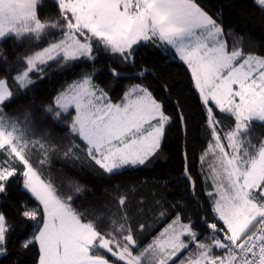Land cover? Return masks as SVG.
Returning <instances> with one entry per match:
<instances>
[{
    "label": "snow or ice",
    "instance_id": "snow-or-ice-1",
    "mask_svg": "<svg viewBox=\"0 0 264 264\" xmlns=\"http://www.w3.org/2000/svg\"><path fill=\"white\" fill-rule=\"evenodd\" d=\"M257 2L264 6V0ZM54 3L58 18L43 20L38 14L41 0H0V40H38L49 29L61 32L60 39L23 58L26 69L13 78L16 85L27 87L32 83L29 74L43 71L40 65L50 61L68 64L93 59L94 42L97 51L102 47L125 60L141 42L174 50L191 69L206 106L212 141L201 159L211 154L214 160L208 178L216 191L209 195L222 226L209 224L211 242H200L191 226L176 217L136 252L138 244L125 209L128 194H120V212L110 219L111 231L101 232L95 222L86 221L72 208V196L59 195L51 181L42 180L32 166L29 152L40 151L43 165L51 146L43 137L29 139L36 114L25 112L23 120L2 114V106L13 93L7 81L0 79V155L5 157L0 160V193L18 174V163L23 166L19 174L24 177V188L42 206V212L22 211L23 217L37 221L40 227L21 246L38 243L39 264H170L190 243L196 244L197 251L181 264H264V139L256 144L249 135L253 122H264V57L245 55L238 41L230 47L223 28L195 0ZM112 72L119 75L115 69ZM214 108L234 118L228 131L218 128ZM43 112L56 121L70 117L69 133L84 143L86 155L107 173L144 164L159 149L169 121L146 87L133 85L121 103L114 104L89 75L61 91ZM64 155L74 156L75 151L70 147ZM139 227L142 232L145 225ZM7 232L6 218L0 214V252ZM182 237L190 239L186 242ZM215 249L223 250L224 255H214ZM108 254L115 259L110 260Z\"/></svg>",
    "mask_w": 264,
    "mask_h": 264
},
{
    "label": "trees",
    "instance_id": "trees-1",
    "mask_svg": "<svg viewBox=\"0 0 264 264\" xmlns=\"http://www.w3.org/2000/svg\"><path fill=\"white\" fill-rule=\"evenodd\" d=\"M195 2L223 28V37L230 47L238 41L245 55L264 57V6L257 0ZM38 14L43 20H56L59 11L54 0H41ZM60 38L59 29H49L38 40L6 38L0 41V79L8 81L13 93L2 106V114L20 120L25 112L36 114L35 135L29 132V139L43 137L51 146L43 165L40 151L29 152L30 162L40 178L51 181L62 197L72 196V208L86 221L95 222L101 232L111 231L110 219L115 218L113 213L120 212L118 197L128 194L125 209L138 244L136 252L146 247L176 217L182 223H189L198 239L210 237L209 224L222 226L213 212V197L209 195L213 185L207 179L201 159L212 141V132L206 106L188 66L174 50L162 44L141 42L133 46L132 56L125 60L102 47L97 51L94 42L93 59L82 58L68 64L50 61L41 66L43 71L29 74L31 84L18 87L13 78L26 69L23 58ZM112 69L119 75H113ZM84 75L91 76L92 83L114 104L121 103L125 92L136 84L146 87L161 104L169 123L160 148L144 164L107 173L86 155L84 143L69 133L70 117L56 121L44 114L43 109L52 105L61 91ZM214 114L222 132L233 126L234 118L230 114L218 108H214ZM249 135L256 144L264 139V122H253ZM70 147L75 155L65 156ZM3 159L5 157L0 155V160ZM15 166L18 174L9 179L5 191L0 193V214L5 216L8 226L0 264H39L38 243L28 248H23L21 243L33 235L40 224L23 217L22 211L39 209L42 212V206L24 189V177L19 174L23 166L18 163ZM76 187L81 189L79 193ZM141 224L145 225L142 232ZM108 258L115 259L110 254ZM180 260L181 257L170 264Z\"/></svg>",
    "mask_w": 264,
    "mask_h": 264
},
{
    "label": "rangeland",
    "instance_id": "rangeland-1",
    "mask_svg": "<svg viewBox=\"0 0 264 264\" xmlns=\"http://www.w3.org/2000/svg\"><path fill=\"white\" fill-rule=\"evenodd\" d=\"M1 41V40H0ZM42 65H40V67H41ZM189 68V67H188ZM190 70V69H189ZM35 71V70H34ZM190 72H191V70H190ZM6 80V79H5ZM7 81V80H6ZM7 83H8V81H7ZM73 84V83H72ZM72 84H70V85H72ZM69 85V86H70ZM8 86H9V84H8ZM68 86V87H69ZM67 87V88H68ZM10 88V87H9ZM66 88V89H67ZM65 89V90H66ZM11 90V89H10ZM169 123V121L165 124V127H164V131H165V128H166V126H167V124ZM164 135V134H163ZM162 139H163V137H162ZM161 143H162V140H161ZM161 143H160V146H161ZM226 143V142H225ZM160 148V147H159ZM158 150V149H157ZM156 150V151H157ZM230 151V150H229ZM151 157V156H150ZM149 157V158H150ZM147 161V160H146ZM145 161V162H146ZM214 162V160H213V157L211 156V154L208 156V157H206L203 161H202V163L205 165V167H206V175H207V179L212 183V185H213V181L210 179V178H208L209 177V169H210V165L212 164ZM129 166H131V165H126V166H124V167H129ZM136 167L137 166H140V165H135ZM124 167H122V168H120V169H118V170H121V169H123ZM118 170H115V171H118ZM114 171V172H115ZM188 170H186V173L185 174H187L188 175ZM25 189V188H24ZM26 190V189H25ZM216 191V189H215V187L213 186V192L212 193H214ZM29 192V191H28ZM30 193V192H29ZM31 194V193H30ZM32 195V194H31ZM180 223H182L181 221H180ZM182 224H188V225H190L189 223H182ZM192 229V228H191ZM193 231V230H192ZM194 232V231H193ZM183 239H185V241L186 242H188L189 241V239L190 238H188V237H182ZM197 239H198V237H197ZM198 241H200V242H208V243H210L211 242V236L210 237H205V238H202V239H198ZM216 250V249H215ZM215 250H214V252H215ZM197 251V248H196V244L195 243H190L189 244V247L187 248V249H185V250H183V251H181L180 253H178L177 254V256L176 257H174L173 258V260L172 261H174V260H176L177 258H179V257H181V260L180 261H177L176 262V264H181V262L182 261H186L188 258H189V256H191L193 253H195ZM220 253V252H219ZM214 254V253H213ZM172 261H170V263L172 262Z\"/></svg>",
    "mask_w": 264,
    "mask_h": 264
},
{
    "label": "crops",
    "instance_id": "crops-1",
    "mask_svg": "<svg viewBox=\"0 0 264 264\" xmlns=\"http://www.w3.org/2000/svg\"><path fill=\"white\" fill-rule=\"evenodd\" d=\"M183 62V61H182ZM185 63V62H184ZM186 64V63H185ZM187 65V64H186ZM188 66V65H187ZM191 70V69H190ZM214 203V202H213ZM220 252V249H216L215 250V252H214V255H220V256H222V255H224V253L223 254H221V253H219Z\"/></svg>",
    "mask_w": 264,
    "mask_h": 264
}]
</instances>
